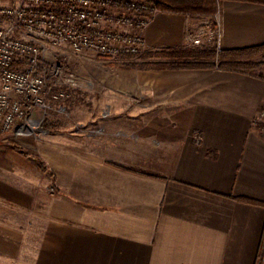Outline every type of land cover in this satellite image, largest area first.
Listing matches in <instances>:
<instances>
[{"label": "crops", "instance_id": "0c3cea01", "mask_svg": "<svg viewBox=\"0 0 264 264\" xmlns=\"http://www.w3.org/2000/svg\"><path fill=\"white\" fill-rule=\"evenodd\" d=\"M218 18L219 51L264 45V5L223 1ZM202 22L160 11L146 48L186 47ZM132 77L82 110L94 129L37 145L46 172L0 152V264L22 263L27 230L34 264H264V74Z\"/></svg>", "mask_w": 264, "mask_h": 264}, {"label": "built area", "instance_id": "2783aa9c", "mask_svg": "<svg viewBox=\"0 0 264 264\" xmlns=\"http://www.w3.org/2000/svg\"><path fill=\"white\" fill-rule=\"evenodd\" d=\"M159 13L147 0H20L0 6V138L36 131L48 99H73L76 75L46 65L48 54L68 47L105 59L136 56L146 49V31ZM216 18L214 29L189 31V48L216 45ZM258 124L264 132V103Z\"/></svg>", "mask_w": 264, "mask_h": 264}, {"label": "rangeland", "instance_id": "374dc122", "mask_svg": "<svg viewBox=\"0 0 264 264\" xmlns=\"http://www.w3.org/2000/svg\"><path fill=\"white\" fill-rule=\"evenodd\" d=\"M10 1H12L11 4H9ZM16 1L20 0H0V6H10ZM217 16L218 13L213 17H206L198 13L192 18L203 21V25L198 27V29L205 27L204 25L214 29ZM211 44L207 43L203 47H216L215 43ZM186 47L189 48L188 46ZM149 52L157 53L149 51L146 48L136 56L113 60L99 57L90 52L75 54L68 47H61L48 54L45 60L46 65H60L76 75L79 86L75 90L73 99L66 104L48 99L47 108L40 112L37 130L24 135H9L7 136L9 138L1 137L0 152L2 150H11L17 155L34 157L37 145L40 142H48L49 140L47 138L49 136L82 132L87 134L88 132L85 133V130L94 128L81 124V121L86 120L88 117L82 110L91 107H104L105 103L113 100L111 97L117 91L131 85V81L134 79L132 76L135 75V72L142 71L134 68V66L155 61L154 59H141V57ZM260 73L264 74V67L258 72V74ZM99 104L101 106H98ZM96 116L98 115L96 114ZM94 126L95 133L103 132V129L101 131L97 130L99 126ZM35 159L39 167L44 166L39 157ZM25 224L28 229L32 223L27 221ZM37 224L40 225L41 223L36 222L35 225ZM39 236L37 232H28L27 230L26 244L25 249H23L24 253L21 264H34V250L37 247Z\"/></svg>", "mask_w": 264, "mask_h": 264}, {"label": "trees", "instance_id": "16d2710c", "mask_svg": "<svg viewBox=\"0 0 264 264\" xmlns=\"http://www.w3.org/2000/svg\"><path fill=\"white\" fill-rule=\"evenodd\" d=\"M160 11L195 17L198 13L213 17L219 12L223 1L248 2L264 5V0H147ZM149 52L142 60L154 59L152 63L135 65L142 71L163 70H218L257 76L264 67V45L241 50L219 51L216 47L177 48ZM128 58V57H125ZM69 102V101H67ZM67 102H58L66 104ZM43 172L46 169L40 166Z\"/></svg>", "mask_w": 264, "mask_h": 264}]
</instances>
